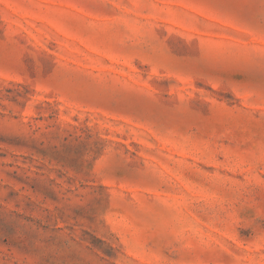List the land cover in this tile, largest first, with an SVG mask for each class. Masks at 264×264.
<instances>
[{"label":"rangeland","instance_id":"374dc122","mask_svg":"<svg viewBox=\"0 0 264 264\" xmlns=\"http://www.w3.org/2000/svg\"><path fill=\"white\" fill-rule=\"evenodd\" d=\"M0 264H264V0H0Z\"/></svg>","mask_w":264,"mask_h":264}]
</instances>
